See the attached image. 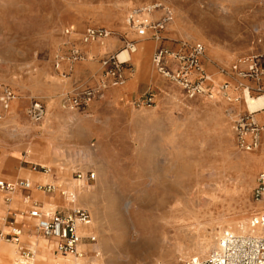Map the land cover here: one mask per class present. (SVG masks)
Returning <instances> with one entry per match:
<instances>
[{
	"label": "rangeland",
	"instance_id": "1",
	"mask_svg": "<svg viewBox=\"0 0 264 264\" xmlns=\"http://www.w3.org/2000/svg\"><path fill=\"white\" fill-rule=\"evenodd\" d=\"M155 3L173 11L171 24L185 41L201 42L206 53L215 50L221 58L233 55L223 68L259 53L264 43V0H0V84L19 96L3 121L31 97L42 100L48 111L55 101L65 110L66 95L54 93L57 80H68L62 74L67 62L55 68L63 43L80 39L88 27L110 30L114 18ZM137 54L131 55L134 64ZM167 91L175 98L160 109L146 107L147 114L132 103L126 113L120 107L101 113L65 110L84 127L75 131L73 145L54 155L61 168L48 167L58 185H63L60 169L68 162L70 181L77 172L96 173L92 187L85 189L91 197L76 204L93 217L87 231L97 243L86 246L88 257L95 258L92 251H97L103 264H182L186 257L206 258L223 231L242 233L236 230L245 224L251 232L252 215L263 209L253 198L264 169L259 168L263 147L242 151L234 130V108L247 112L243 92L239 101L219 102L186 99L175 86ZM44 92L52 95L43 97ZM207 243L210 249L198 254Z\"/></svg>",
	"mask_w": 264,
	"mask_h": 264
},
{
	"label": "built area",
	"instance_id": "2",
	"mask_svg": "<svg viewBox=\"0 0 264 264\" xmlns=\"http://www.w3.org/2000/svg\"><path fill=\"white\" fill-rule=\"evenodd\" d=\"M157 13L160 15L156 16ZM173 11L162 4L155 3L134 7L127 15L126 22L129 29L138 37H150L162 42L163 33L173 22ZM72 30L67 29L66 34L71 35ZM112 32L105 27H88L81 35L83 44L103 43ZM138 50L134 40H127L124 46L117 53L109 55L101 60L102 73L95 85L80 87L73 93L63 98V108L69 111L84 112L93 101L102 97L104 92L110 88L123 87L129 76L134 72L131 55ZM126 52L128 58L120 59V54ZM206 53V46L201 42L184 41L177 50H170L160 46L153 56L152 62L156 71L168 80L170 84L180 89L186 99L204 98L216 100L221 95L225 100L232 101L228 97L230 84L228 81L217 83L214 76L205 71L202 60ZM86 54L76 44L70 43L69 48L63 50L56 56L55 68L59 70L65 61L68 68L62 74L69 77L73 71V64L86 60ZM220 74H232L239 78L236 88L250 94H264V54L253 53L239 58L229 68L221 67ZM246 80L255 82L251 87ZM260 96V95H259ZM15 91L4 84H0V120L12 110L13 104L18 100ZM241 98L236 97L235 101ZM133 107H154L156 101L153 93L132 102ZM262 112L243 113L234 121V130L238 147L244 152H254L262 147L264 137V123L257 115ZM47 114V106L38 99L29 98L26 115L30 122H42ZM32 170L42 174H52L54 181L45 184L34 185L29 180H18L6 182L0 180V193L14 194L19 190H31L34 186L39 192L54 194L57 191L65 198L69 209L67 211H56L49 214L41 212L40 206L30 196L25 198V203L31 205L30 217L36 221L38 233L45 239L55 241V253L59 257L74 256L81 259L88 254L89 250L82 246L93 247L97 243V237L87 230L92 226L93 217L86 208L76 204V196L68 189L57 184L56 176L51 168L34 165ZM75 180L82 182V187L91 188L96 180L95 172H77ZM253 198L263 208L256 212L250 219L252 234H238L231 230H225L218 238L217 248L208 257H186L182 264H264V169L260 171L256 179V186L253 191ZM1 221L8 224L10 231L0 230V239L13 243L18 247V256L13 264H36L37 252L27 249L22 245L23 230L16 226L8 216L1 217ZM93 254H97L94 250ZM54 264H69L66 262H55Z\"/></svg>",
	"mask_w": 264,
	"mask_h": 264
},
{
	"label": "crops",
	"instance_id": "3",
	"mask_svg": "<svg viewBox=\"0 0 264 264\" xmlns=\"http://www.w3.org/2000/svg\"><path fill=\"white\" fill-rule=\"evenodd\" d=\"M158 15L160 13L156 14V16ZM108 27L112 35L103 43L83 44L80 39L76 38L63 43V50L69 48L70 43L76 44L86 54L87 58L73 64V71L66 82H60L56 79L54 93L58 96H64L73 93L80 87L95 85L103 70L101 60L121 50L125 41L134 40L137 43L138 54L136 64L132 62L133 74L129 76L123 87L110 88L105 91L103 96L93 101L86 111L101 113L120 107L123 108V113H126L124 111L126 107H130L129 105L133 101L149 92L153 93V98L156 101V105L153 107L155 109L163 107L168 99H174L175 97L167 91L169 86H174L154 69L152 59L160 46L177 50L185 41L183 32L176 25L171 24L163 33L164 39L162 42H157L150 37L141 38L127 26L125 14L114 18ZM79 29H82V27L79 26ZM258 50L259 53L264 54V43ZM234 59L233 55L221 58L215 50L208 49L202 60L203 68L214 76L217 83L229 82L228 97L232 98L240 96L241 90L235 87L239 82V78L232 74L222 75L219 69L222 64L228 65ZM64 68L67 69L68 64H65ZM246 83L251 87L256 85L255 82L249 80H246ZM41 95L47 98L52 94L44 92ZM216 100L222 102L225 99L219 95ZM27 106L28 101L22 100L16 106V110L12 115L0 122V180L6 182L29 180L34 185L45 184L54 181L52 176L35 172L32 170V166L41 165V162H45L61 168L59 164L61 160L56 159L54 155L69 147V145H73L75 131H79L84 125L78 119H74L71 113L62 110L58 101L50 102L46 118L39 123L29 121L25 112ZM145 108H143L144 111L140 112L141 114L149 113ZM261 111L257 117L264 123V109ZM242 112L240 107L234 108L233 116H240L243 114ZM262 147L264 154V137ZM84 150L87 153L89 152L88 147H85ZM50 155L53 160L47 161ZM65 165V168H67L71 165V162ZM262 167H264V155L259 165V168ZM65 168L62 169L66 170ZM61 181V184H63V180ZM63 185L60 186L63 187ZM27 196H30L40 206L41 212L44 214L69 209V204L59 191L54 194H46L39 192L34 186L31 190H19L14 194L0 193V230L6 233L10 231L8 224L1 221L2 216H8L16 226L23 230L22 245L37 252L39 260L36 261V264H54L57 261H65V258L56 256L55 241L45 239L38 233L36 221L29 215L32 207L24 201ZM84 247L86 249V246H82V248ZM17 256L18 247L13 243L0 239V264H9L12 260L11 264H13Z\"/></svg>",
	"mask_w": 264,
	"mask_h": 264
},
{
	"label": "bare ground",
	"instance_id": "4",
	"mask_svg": "<svg viewBox=\"0 0 264 264\" xmlns=\"http://www.w3.org/2000/svg\"><path fill=\"white\" fill-rule=\"evenodd\" d=\"M128 57V54L126 52L120 54V59L124 60ZM244 103L246 104V108L251 111V112H258L264 109V94L258 96V97H252L251 94L246 91L244 94ZM46 118V117H45ZM41 165L48 167L50 164L45 163V162H41ZM61 173L64 179L63 180V184L66 189H68L72 194H75L77 201L79 202V200L81 198H89L91 197V192L87 191L85 189H89V188H84L82 187V182L77 181V180H69V175L67 173L66 170L64 169H60ZM42 174V173H41ZM46 176H52V174H45ZM67 183V184H66ZM87 194V195H85ZM249 230L251 232H249L247 230V227H245V224H243L239 229H237L236 231H241L242 233H238V234H252L253 230L251 229L250 225L248 226ZM236 233V232H235ZM211 243H216L215 240L210 242ZM212 245H209V243H207L206 245L202 246L201 248H199L197 250V253L202 255L204 254L206 251H208L210 249ZM97 254L94 255L95 258H90L88 256L81 258V259H76L74 256H68V257H62L65 258V261L63 260V262L69 263V264H103L102 260L99 258L100 253L95 251ZM37 256V255H36ZM38 257V256H37ZM61 257V256H59ZM60 262V261H59Z\"/></svg>",
	"mask_w": 264,
	"mask_h": 264
}]
</instances>
